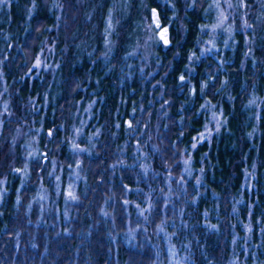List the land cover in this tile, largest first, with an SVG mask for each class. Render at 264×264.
Listing matches in <instances>:
<instances>
[{
  "label": "trees",
  "instance_id": "trees-1",
  "mask_svg": "<svg viewBox=\"0 0 264 264\" xmlns=\"http://www.w3.org/2000/svg\"><path fill=\"white\" fill-rule=\"evenodd\" d=\"M121 1L126 8L110 43L113 0L0 4V73L14 109L0 137V264H151L150 244H128L123 237L124 203L134 197L136 169L116 163L120 155L134 160L136 141L149 153L154 186L167 171L181 174L183 156L190 157L188 190L196 202L187 205V226L175 239L186 249V264H264V0H247L245 19L241 12L230 18L229 45L204 53L201 44L216 22L212 0ZM153 10L168 43L154 41L149 51L141 50L148 61L140 60L133 51ZM42 51L53 57V67L36 73ZM84 103L93 104L91 122L100 133L84 157L77 228L66 234L34 223L27 213L47 162L34 160L21 185L15 168L21 158L14 157L20 146L10 149L9 132L35 104L41 144L47 151L59 146L61 159L76 108ZM212 104L221 110V127L200 139ZM104 206L108 218L101 215ZM83 220L86 236L79 234ZM161 252L165 258L163 243Z\"/></svg>",
  "mask_w": 264,
  "mask_h": 264
},
{
  "label": "rangeland",
  "instance_id": "rangeland-1",
  "mask_svg": "<svg viewBox=\"0 0 264 264\" xmlns=\"http://www.w3.org/2000/svg\"><path fill=\"white\" fill-rule=\"evenodd\" d=\"M7 0H4L6 2ZM259 1V0H254ZM253 3V2H252ZM249 6L247 0H212V7L216 12V22L211 28V36L202 44V52L219 49L229 45V40L232 37V22L231 17L241 12L243 19L246 17L245 9ZM125 5L121 0H113L108 27L107 37L108 43L113 39L112 33L115 27L116 20L119 18L121 10H125ZM117 18V19H116ZM159 23V28L156 27V22ZM222 21V23H221ZM220 25L217 27V25ZM165 29L160 25L157 13H152L150 18H146L144 23V34L142 40L136 46L135 57L148 61L147 54L141 55V50L149 51L154 41L160 40V33ZM51 48H48L50 51ZM42 51L38 55L37 60L40 61L39 66L37 60L34 63L36 73L43 70H49L53 67V57L50 53ZM141 55V56H140ZM92 103L80 104L74 113L73 123L69 135V149L67 154L60 159L62 150L59 146L49 145V151L44 150L42 146L43 127L33 125L36 119L37 108L32 105L28 112L23 114V123L14 125L10 128L11 145L10 149L15 150L20 146L19 154H15L17 159L20 155V165L16 166L22 177L23 182H26L33 169L34 160L43 158L47 162V170L39 175V182L35 193L32 195V200L27 207V213L31 220L36 224L47 222L49 226L65 231L66 234L72 232L76 217L79 216V206L81 199L79 196V188L85 180L84 157L91 154L96 145V139L99 136L100 128L94 129L91 122L92 119ZM210 121L201 134L203 139L210 138L213 132L219 130L222 124L221 110L215 105H210ZM14 118V109L11 106L8 84L0 73V137L3 133V126L8 120ZM31 118L32 120L28 119ZM42 121V119H41ZM55 132L52 128L47 129L48 137L53 139ZM46 134V135H47ZM200 137V139H201ZM152 140V138H151ZM153 142V140H152ZM134 151V160L126 161L120 155L118 162L119 166L125 164L135 168L136 187L131 189L133 198L125 199V216L127 218V229L124 233V239L128 244L136 245L138 240L145 241L154 249V259L151 264H186V249L183 252L180 246L177 245L176 238L180 234L182 228L187 226V205L195 204V200L191 199L188 190L190 182L194 178V170L191 167L189 156H183V169L181 174L174 175L167 171L162 178L152 183V178L156 174H152V166L148 163V152L139 145ZM157 147L156 143L151 144ZM51 147V148H50ZM126 149H123L122 153ZM18 154V155H17ZM187 161V163H185ZM157 176V175H156ZM160 176V175H159ZM197 179V180H196ZM196 181H199L196 176ZM141 183V187L139 184ZM71 191L75 199L68 196ZM5 193V179L0 175V202ZM159 200L160 208L156 209L155 201ZM159 212V214H156ZM78 214V215H77ZM101 215L105 218L111 216L109 209L104 206L101 210ZM83 226L79 232L80 235H88L87 228ZM79 227V225H78ZM75 225V229H76ZM116 237V234H113ZM18 243V242H17ZM164 244L167 255L164 258L161 252V245ZM229 264H235V260H231ZM255 264V263H254Z\"/></svg>",
  "mask_w": 264,
  "mask_h": 264
},
{
  "label": "snow or ice",
  "instance_id": "snow-or-ice-1",
  "mask_svg": "<svg viewBox=\"0 0 264 264\" xmlns=\"http://www.w3.org/2000/svg\"><path fill=\"white\" fill-rule=\"evenodd\" d=\"M3 3H4V0H0V4H3ZM153 12H154V17H155V10H153ZM221 23H222V21H221ZM219 26H220V25L218 24L217 27H219ZM108 27L111 28V23H109ZM156 27L159 28V23H158V21L156 22ZM159 38H160V40H162L165 44L168 43V40H167V29H166V28L163 29V30L161 31V33H160V37H159ZM106 43H107V41H106ZM39 63H40V61L37 60V65H36V66H39ZM180 79L183 80L184 77L181 76ZM201 139H203V137H201ZM193 147H195V145H193ZM185 163H187V161H185ZM68 196H69L70 198H72V199H75V198H76V197L74 196V194H73L71 191H69Z\"/></svg>",
  "mask_w": 264,
  "mask_h": 264
}]
</instances>
